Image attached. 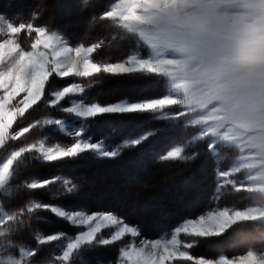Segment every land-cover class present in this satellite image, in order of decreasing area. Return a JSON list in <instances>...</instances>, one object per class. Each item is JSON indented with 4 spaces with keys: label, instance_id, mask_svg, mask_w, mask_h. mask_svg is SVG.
Returning a JSON list of instances; mask_svg holds the SVG:
<instances>
[{
    "label": "snow or ice",
    "instance_id": "6c2138e0",
    "mask_svg": "<svg viewBox=\"0 0 264 264\" xmlns=\"http://www.w3.org/2000/svg\"><path fill=\"white\" fill-rule=\"evenodd\" d=\"M171 0H119L111 10L104 12L101 21H113L115 27L122 30L121 39L127 38V33L134 31V26L143 23L148 17L145 15L161 4ZM85 6L90 0H83ZM124 30H127L125 32ZM26 32L29 36L35 34L30 48L23 46L18 34ZM0 149L11 147V142L19 141L33 129L43 130L45 126H57L62 132L66 131L65 122L59 118L37 119L34 123L14 129L18 118H26L30 110L38 108L57 109L58 111L75 117L80 121L89 122L103 116H135L146 115L155 121H172L187 118L189 123L198 129L185 144H178L158 156L159 162L187 161L195 157L196 153L188 154L190 146L195 141L208 138L207 148L214 154L217 145H230L239 150L229 170L217 169L218 183L215 191L219 194L222 189L231 186L236 193L259 195V190L250 187L251 179L262 181L264 189V150H250L246 141L241 137L229 133L225 129L217 130L210 123L200 122L190 117L183 109L175 112L167 111L177 106L171 86L170 94L162 98H151L133 102L127 98L121 101L102 105L98 102H86L83 96L86 88L93 85L92 78L102 74L109 77H119L126 74L148 73L164 77L167 69L153 60L151 54L147 58L132 55L123 62H94L93 53L101 47L99 43L91 46L72 47L58 31H52L33 23L19 22L0 14ZM79 78L82 82H74L56 90L53 85L55 78ZM165 78V77H164ZM72 97L71 106L64 103ZM178 107V106H177ZM180 108V107H178ZM182 109V108H180ZM84 126L68 133L73 139L70 144H50L47 137L37 138L35 142H27L19 147H11L5 159L0 161V195L5 198L26 197L23 206H8L0 203V249L12 250L18 255L0 257V264H37L31 258L38 252L22 242L24 232L31 227L30 221L38 210H48L57 218H62L70 225H81L86 230H80L78 235L69 239L59 255L54 259L44 260V264H76L74 254L97 246L115 245L125 237L133 238V243H127L119 248V256L115 264H173V262H192V264H264V252L257 253L248 250L246 254L229 257L221 252L215 258H194L188 251L192 243H182L180 235L186 234L196 238L222 237L235 225L248 223H264V205L255 202L244 208L222 207L200 215L198 219H188L181 226L176 227L170 239H139L141 236L137 227L130 226L112 212L66 211L60 206L38 202L35 193L47 191L50 186L59 184L57 196L72 195L78 186L68 178L55 176L54 178L39 179L35 177L18 178L27 170L32 161L43 164H59L76 159L85 153L97 158H117L122 151L141 146L159 129H148L133 138H126L120 144L109 150L103 141L91 142L85 135ZM249 170H257L255 176ZM243 174L246 182L240 183L236 174ZM114 228L110 236L100 235L103 229ZM34 239L38 245L45 246L61 240L59 234L42 235L36 233ZM244 237H239L233 244H242Z\"/></svg>",
    "mask_w": 264,
    "mask_h": 264
},
{
    "label": "rangeland",
    "instance_id": "374dc122",
    "mask_svg": "<svg viewBox=\"0 0 264 264\" xmlns=\"http://www.w3.org/2000/svg\"><path fill=\"white\" fill-rule=\"evenodd\" d=\"M91 1H94V4L97 6L98 10H96V15H99V19L104 12L111 10L112 7L119 2V0ZM77 6L79 7L77 0H0V14L11 18L14 23H33L34 26H43L52 31H58L63 36L64 34L61 30L52 28L55 19H58V22L61 20V24H63L66 29L70 30L71 27L72 29L77 27V30L71 31V35L80 39L83 43H75V45L69 43V45L88 47L93 43L101 44V47L96 50V52L101 51V57H93L94 62H123L132 55L141 56L143 58H147L150 55V53L138 42L129 38L121 39L120 37L123 35L122 30L116 28L113 21L99 20L96 21L94 25L87 23L86 19L91 11L86 13L85 11L77 9ZM94 15L95 13H92L90 18ZM94 27L99 36L91 34ZM21 34L23 46L30 48L35 34L33 33L29 36L26 32H22L18 34V36L20 37ZM99 37H105L107 43H101L100 40L98 41ZM4 38L6 37L0 35V39ZM76 41L78 42V40ZM108 57L109 61H105ZM96 58L101 61L96 60ZM100 78L102 80L101 83L104 82L106 85V83L109 82L111 84L105 91L90 94L87 98V102H98L102 105H107L125 98L137 102L151 98H162L163 95L170 94L169 84L166 78L155 74L135 73L119 77H109L102 74ZM60 82L62 85H58ZM60 82H54L55 85L53 87L56 90L69 85H65L63 81ZM72 98L76 99V97ZM72 98H70L67 103H64V106H69V101ZM77 99H79V97H77ZM179 110L183 109L173 106L172 109H168L167 111L175 112ZM44 112L46 115L41 117V120L45 118L63 119L65 124H67V126H65L66 131L62 132L54 125L45 126L42 131L33 129L25 134V137H22L19 141L11 142V147H19L27 142H35L37 138L42 137H47V142L50 144L60 143L62 145H67L72 142L70 139L73 138L68 135V133L79 127L71 126L70 120H65L63 116L67 114L57 109L50 108L44 109ZM32 114L34 113L31 112L27 114L26 118L22 120L18 118V124L14 125V129L18 130L20 127H25L34 123L35 121L27 124L29 122V120H27L26 123L22 125V122ZM122 120L123 118H121V121ZM152 123L159 125V127H157L159 131H161L164 125L165 127L169 126V129H165V127L162 129V132L170 130L169 134L165 133L162 139L164 142L162 147L161 145H153L147 150L148 155H146V153H137V156L132 158L130 163L124 164V162H122V164H120V161H114L109 162L110 164H105L103 163L104 161H102L101 164H98L91 157H79L59 164L42 163L43 166L35 170L34 175L25 172L19 178L22 179L24 175V177L34 176L35 178L43 180L54 178L59 175L63 178L71 179L78 186L74 194L57 196L56 193L60 190L59 184H57L50 186L47 191H37L35 193V199L44 204L60 206L66 211H84L89 214L93 212H103L100 209L116 211V213H112L117 216L122 215L120 217L125 220L126 223H130V226L137 227L140 231L141 236L138 237L137 240L170 239L176 227L181 226L188 219H198L200 215L207 214L208 211L215 210L216 208L234 207L242 209L251 206L254 203V199L256 203L264 205V189H261L260 186L262 181L258 179H251L249 181L250 187L259 190V195L257 196L243 192L236 193L231 189V186H227L225 189H222L219 198H217L218 194L215 189L218 183H222V181H218L217 169L229 170L235 162V159L239 156V150L234 149L233 146L223 144L217 145L215 153L212 154L207 148L210 140L205 138L204 140L193 142L190 146L188 154L191 155L193 152L196 153L193 158H196L195 167H192L190 169L191 171L188 170L189 172L186 171L180 174L183 171L182 168L174 170L176 161H170L174 163L169 164L168 167H165L163 164L157 167V165L153 163L155 161L150 160L149 151L155 150L153 148H156L159 149L160 155H163L167 150H170L171 147L187 143L191 140L193 135L198 134V129L192 126L187 118H180L172 121L152 120ZM121 125L123 124L119 122L113 125L111 129L105 127V125H101L97 131H94V137L100 138L101 132L104 135H106V133L110 135H119L121 138L117 142L121 143L126 139L124 135L127 133L123 130V127H120ZM173 126L174 128H172ZM128 128L129 127H127V129ZM132 128L138 127L132 126ZM140 131L141 129L138 128L134 132ZM158 135L160 134H157V136ZM116 145V143L113 144L112 148ZM142 145L139 147V150H142ZM11 147L6 148L2 154V149H0V161L7 157L11 151ZM203 153H206V155ZM160 155H157L156 159ZM205 156L208 159L209 157L212 158L214 164H211L210 160L208 162L207 159L204 158ZM191 160H187V162L190 163L192 162ZM61 167H65V169L61 170V173H59ZM127 171L135 172L136 177L130 176V173ZM249 171L255 176L257 170ZM68 175H74L76 178L72 179ZM19 178L18 180H20ZM233 178L237 180L238 185L246 182L242 173L236 174ZM137 179L143 180L138 184L135 182ZM111 180L113 182H111ZM2 197L4 196L0 195V203H3ZM24 198L25 197H9L8 199L6 198L7 200L4 201V204L9 206H23L25 202ZM68 201H75L77 204L71 206L68 204ZM34 216L36 217V219H34L36 222L33 220L29 222L31 227L24 232L22 242L26 246L37 250L38 255L31 258L33 261H36L37 264H44L42 258L45 260L54 259L56 255L62 252L63 247L69 239H73L75 235H78L80 230H86V228L81 225H70L67 221L62 218H57L48 210H38ZM47 219L57 220L60 225H55L52 222L46 223L48 221ZM163 223H167L169 226L168 230H162L163 232L161 231L162 233L160 232L161 234L157 237L147 236L157 231L158 228H161L160 226ZM73 227L79 229V231L73 232V234H65L67 231H73L75 229ZM113 230L114 228L103 229L100 235L110 236ZM36 233L42 235L59 234L61 235V240L41 246L38 245L34 239ZM241 236L244 237L245 242L242 244H233V241ZM179 239L182 243L193 244L191 249L182 248V250L188 251L194 258H215L221 252L229 257H235L246 254L250 249L260 253L264 252V223L257 222L235 225L232 229L228 230L226 234L218 238H196L182 233ZM125 241H127V243H133V238L127 236L124 240L117 242L115 245L97 246L96 249H87L84 252L74 254L76 264H115L119 256V248L125 246ZM197 252L210 253H204L203 255L197 254ZM0 253H4V257L7 255H18V249L16 252L0 249ZM113 259L115 260L112 261ZM56 264H61V262H56ZM173 264H192V262H173Z\"/></svg>",
    "mask_w": 264,
    "mask_h": 264
},
{
    "label": "clouds",
    "instance_id": "9594fccd",
    "mask_svg": "<svg viewBox=\"0 0 264 264\" xmlns=\"http://www.w3.org/2000/svg\"><path fill=\"white\" fill-rule=\"evenodd\" d=\"M145 15L127 38L167 69L177 106L264 150V0H171Z\"/></svg>",
    "mask_w": 264,
    "mask_h": 264
},
{
    "label": "trees",
    "instance_id": "16d2710c",
    "mask_svg": "<svg viewBox=\"0 0 264 264\" xmlns=\"http://www.w3.org/2000/svg\"><path fill=\"white\" fill-rule=\"evenodd\" d=\"M78 1V4H79V7L77 6V9L81 10V11H85L86 13H89V16L88 18L86 19L87 23H89L90 25H94L96 23V21H99L100 19L98 18L99 15H96L97 14V6L96 4H94V1H91L90 0V4L85 6L83 4V0H77ZM33 6H36V5H33ZM96 8V9H95ZM41 10V9H40ZM92 13H95V15L90 18L92 16ZM55 23L52 25V28H56V29H59L62 31V33L64 34L65 38L68 40V42L72 45H75V43H78V44H81L83 43L80 39L76 38L75 36H72L71 35V31H75L77 30L78 28L75 27L72 29V27L69 29H66L63 24H61V20H59L58 22V19H55L54 20ZM58 22V23H57ZM50 24V23H49ZM48 24V25H49ZM72 36H70L67 32ZM92 35H97V32H96V28L94 27L93 29V32L91 33ZM99 36V34L97 35ZM74 37V38H73ZM20 40L23 42L22 40V34L20 35ZM78 40V42L76 40ZM100 40L101 43H107V40L105 37H99L98 38V41ZM93 57H98L100 58L101 57V51L100 52H96V53H93ZM98 58H96V60L98 61H101L99 60ZM112 60V59H111ZM104 61V60H103ZM105 61H109V57L107 58V60ZM94 83L91 87L89 88H86V92L83 96V99H85V101L87 102V98L90 94H93V93H97V92H101V91H105V89H107V87H109V85L111 83L107 82L106 85L102 82L101 78L100 77H95V78H92ZM145 80L147 81V79L145 78ZM60 82V81H63V83L66 84H71L73 82H81L79 78H73V77H70V78H66V79H60V78H55V83L56 82ZM55 85V84H54ZM53 85V86H54ZM58 85H62L61 82L58 84ZM33 112L34 114H32L29 118H27L26 120H24L22 122V125H24L26 123L27 120H29V123L31 122H34L36 121L37 119H40L41 117L45 116L46 113L44 112V109L43 108H38L36 109L35 111L33 110H30V113ZM27 115V114H26ZM63 117H65V120L68 121V119L70 120V123H71V126H77V127H82L84 126L85 124H87L86 128H85V135L87 137H90L91 138V142H100V141H103L105 143L106 146H108L109 150H111L112 148V145L113 144H120L118 143L117 141L120 140L121 136L119 135H110V134H107L104 135L102 132H101V137L100 138H96L94 137V131H97L98 128L101 127V125H105V127H108L109 129H111L113 127V125H116L118 124L119 122H121L123 125H121L120 127H123V130H125L127 133L124 135L125 138H133L135 137L138 133H140L141 131H145V130H148V129H158L157 127H159L158 124H155V123H152V119H150L148 116L146 115H135V116H103V117H99L93 121H89V122H84V121H80L78 119H75L71 116H68V115H64ZM121 118H123V120L121 121ZM23 118H21L22 120ZM135 126V127H138L139 129H141L140 132H134L136 129L138 128H132V126ZM151 125V126H150ZM171 125V124H170ZM127 127H129L127 129ZM156 127V128H155ZM165 127V125L163 126V128ZM167 127V128H166ZM165 129H169V126H166ZM162 128V129H163ZM174 128V126L172 127ZM171 128V129H172ZM135 129V130H134ZM162 129L161 131H158L157 134H160L157 136V134L153 137H151L148 141L145 142V144L142 145V150H139V147H134V148H129V149H125L122 151V155L121 157H117V158H97L96 156H92L90 154H83L81 157H91L93 160H95L98 164H101L102 161H104L103 163L105 164H110L109 162H114V161H120L119 163L122 164V162L125 163H130L132 158H135V156H137L136 154L137 153H141V154H145L148 155V152L147 150L150 149L151 146H159L163 145V137L165 136V133L166 134H169V131H163L162 132ZM34 130H39V129H34ZM74 131V130H73ZM72 141V139H70ZM155 150H151L149 151V157H150V160L151 161H155L153 162L154 164L157 165V167H160V165H164L165 167L169 166V164L171 163H174V162H170V161H167L166 163L163 162H159L157 161L156 157L157 155H160V151L159 149H156V148H153ZM5 151V149H2L1 150V154ZM0 154V156H1ZM204 155H206V153H203ZM79 158V157H78ZM204 158L207 159V161L209 162L210 160V163L211 164H214L213 163V160L212 158L209 157V159L205 156ZM215 160V158H214ZM73 161V160H72ZM192 162L188 163L187 161H176L175 164H176V167L174 168V170H177L178 168H182V172L180 174H183L184 172H189L188 170H190L192 167H195V163H196V158L191 160ZM194 161V162H193ZM159 165V166H158ZM42 165V163H37L36 161H32L31 165L27 168V170L25 172L27 173H30L31 175H34V171L37 170L38 168H40ZM62 168V167H61ZM60 168V171L59 173H61V170H64V168L61 169ZM191 171V170H190ZM24 172V173H25ZM128 173H130V176H135L136 173L135 172H130V171H127ZM120 174H123V173H120ZM119 174V175H120ZM179 175V174H178ZM177 175V176H178ZM70 178L74 179L76 178L74 175H68ZM34 177V176H33ZM136 177V176H135ZM24 178H31V177H24L23 175V178H19L20 180H23ZM179 179V178H178ZM143 179H137V181H135L136 183L140 184L142 182ZM11 197V196H9ZM7 197V199L9 198ZM2 201H3V204H4V201H6L7 199L5 197H2ZM26 199V197L24 198V200ZM71 202V203H70ZM68 204L73 206L74 204H77L75 201H68ZM90 205V204H89ZM95 205V204H93ZM9 206V205H8ZM96 206V205H95ZM92 210H95V209H92ZM101 211L103 212H113V213H116V211H113V210H110V211H106V210H103V209H100ZM122 216V215H119V217ZM121 218V217H120ZM122 219V218H121ZM48 220V219H47ZM34 222H36L35 220H33ZM125 221V220H124ZM163 221V220H161ZM50 223L52 222L53 224L57 225L59 224V222L57 220H48L46 223ZM169 223V221H168ZM64 224V223H63ZM130 224V223H129ZM170 224V223H169ZM60 225V224H59ZM67 225V223H66ZM136 225V224H135ZM167 223H163L160 227L161 228H158L157 231L151 233L150 235H147V236H150V237H157L159 236L163 231L165 230H168L169 229V226L167 227ZM173 226V225H172ZM70 227V226H69ZM75 228V227H73ZM58 230V229H56ZM163 230V231H162ZM79 231V229L75 228L73 231H67V233L65 234H73V232H77ZM162 231V232H161ZM161 232V233H160ZM204 253H210V252H197V254H203ZM115 259H113L112 261H114Z\"/></svg>",
    "mask_w": 264,
    "mask_h": 264
},
{
    "label": "crops",
    "instance_id": "0c3cea01",
    "mask_svg": "<svg viewBox=\"0 0 264 264\" xmlns=\"http://www.w3.org/2000/svg\"><path fill=\"white\" fill-rule=\"evenodd\" d=\"M72 47H77V46H72ZM72 99H75V98H72ZM76 99H77V97H76ZM69 102H70L69 106H71V100ZM73 118H75V117H73ZM75 119H77V118H75ZM65 126H67V124H65ZM3 255H4V253H2V254L0 253V257H4Z\"/></svg>",
    "mask_w": 264,
    "mask_h": 264
},
{
    "label": "bare ground",
    "instance_id": "6f19581e",
    "mask_svg": "<svg viewBox=\"0 0 264 264\" xmlns=\"http://www.w3.org/2000/svg\"><path fill=\"white\" fill-rule=\"evenodd\" d=\"M53 6V5H52ZM110 182V181H109ZM111 182H113L112 180H111ZM102 189V188H101ZM162 195V194H161ZM147 199V198H146ZM144 200V199H143ZM165 214V213H164ZM167 214V213H166Z\"/></svg>",
    "mask_w": 264,
    "mask_h": 264
}]
</instances>
